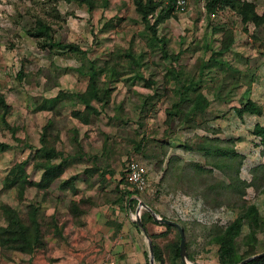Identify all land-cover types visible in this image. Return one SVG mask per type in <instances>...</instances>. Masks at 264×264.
<instances>
[{
	"label": "rangeland",
	"instance_id": "rangeland-1",
	"mask_svg": "<svg viewBox=\"0 0 264 264\" xmlns=\"http://www.w3.org/2000/svg\"><path fill=\"white\" fill-rule=\"evenodd\" d=\"M91 1L92 8L88 12L84 4L74 0H4L0 18V94L8 111L4 116L0 108V144L7 147L0 150V189L9 168L28 157L36 147V135L47 116L35 115L34 106L56 89L65 94L83 93L88 84L87 76L77 74L75 69L85 73L91 66L99 73L96 87L105 94L107 104L92 101L97 114L89 117L90 125L77 134V142L60 140L57 148L64 156H71L78 152L76 144L83 147L85 160L74 165L80 170L93 167L96 158L93 154H97L94 153L97 147L105 142V154L99 156L110 169V182L115 187L105 190L108 185L104 177L100 174L95 177L92 183L99 185L95 188V204L123 202L126 188L123 182L120 184L121 172L124 163L132 158L147 171L148 186L138 196L139 201L157 218L174 222L183 229L185 264H218V247L213 238L250 206L257 212V227L248 229L247 221H242L240 235L235 240L238 254L245 260L264 253V179L260 170L251 173L263 161L258 139L251 135L256 118L246 115L239 124L233 118L234 112L225 113L228 108L224 105L228 101L222 103L224 108L220 109L222 105L217 106L214 100L209 114L195 117L191 125L175 127L176 119L165 122L163 112L164 106L175 102L173 91L181 85L195 87L211 100L216 87L223 83L231 88L235 83L239 86L246 81H261L264 78V23L258 27L243 26L227 10L208 14L204 7L206 0H188L183 14L175 13L160 21L152 33L147 27L153 23L157 12L148 16L145 24L136 13L133 0ZM247 1L254 4L257 15H264V0ZM37 20L50 27V41L73 45L78 52H60L48 48L46 40L28 37L26 33L34 29ZM227 45V51L214 56L225 67L219 71L210 69L203 77L205 70L201 67L213 53ZM87 60L92 61L91 65ZM238 86L234 89L238 90ZM249 94L263 112L264 86ZM233 101L234 105L240 102L236 97ZM60 103L50 112L54 128L60 132L76 131L77 121L69 113L82 107H61ZM259 120L264 123V118ZM217 134L223 141L229 139L233 143L212 142L213 148L233 146L243 159L238 170L244 184L240 198L233 195L215 199L204 187L210 184V178L225 185L229 183L222 172L212 166L222 163L220 159L202 156L196 151L204 144L203 138L215 139L213 136ZM137 146L139 150L135 151ZM28 162L25 168L30 176L27 179L32 182L38 179V174L31 166L33 160ZM35 162L34 166L39 165ZM170 163L185 165L183 173L186 171L189 179L186 165L193 163L210 175L201 176L200 187L198 181L179 185L173 171L165 173ZM225 164L233 170L236 160H227ZM53 176L51 178H55ZM33 193L32 190V198L25 202L40 206ZM46 193L40 191L37 200L45 201ZM19 201L12 190L0 194V204L11 205L22 215L26 204ZM136 208V203L131 205L132 211ZM44 213L41 211L43 218ZM144 213L149 215L140 209L139 219L142 215L144 229L151 235V246L153 243L157 249L158 261L153 264H179L172 255V244L177 242L176 231L165 229L161 224L152 225ZM10 257L0 253L3 261H9ZM47 261L55 264L54 259Z\"/></svg>",
	"mask_w": 264,
	"mask_h": 264
},
{
	"label": "trees",
	"instance_id": "trees-1",
	"mask_svg": "<svg viewBox=\"0 0 264 264\" xmlns=\"http://www.w3.org/2000/svg\"><path fill=\"white\" fill-rule=\"evenodd\" d=\"M68 1V0H67ZM80 4H84L87 7V11L90 12L92 8L91 0H74ZM134 8L136 13L140 16L142 22L147 24V17L152 16L155 12L156 16L153 23L148 26V30L152 33L154 32V27L162 20L169 19L176 12L174 11L173 4L168 2L167 4H163L160 0H133ZM205 10L208 14L215 15L218 14L221 10H227L229 13L233 14L240 21V24L245 26L246 24H251L254 27H258L264 23V15H257L255 12L254 4L251 1L247 0H206ZM178 14V13H177ZM183 14V13H181ZM26 35L33 39H43L46 42H49L48 48L57 49L60 52L67 51L69 53L78 52L77 47L73 45H62L58 42L50 41V27L42 23V21L37 20L35 22L34 29L26 33ZM230 39V40H229ZM228 43L231 44L232 39L229 37ZM228 50V45L222 47L217 53H213V57H209L207 62L202 66L201 69L206 71L210 69L221 70V68L225 67V64L222 61H218L214 59V56L221 55L223 52ZM89 64L92 61L87 60ZM91 65V64H90ZM77 74L82 76H87V87L85 91L81 94H65L61 91H58L57 94L50 99H42L41 102L37 105L36 110H46L52 112L53 108L62 101H69V103H60L61 107H72V106H81L82 110L76 109L70 111V117L75 119L82 125H87L89 123V117L93 114H97L95 108L91 105V102L94 101L99 104H107V99L105 94L101 93L96 87V78L98 76V72L94 67L89 66L86 72H81L79 68L75 69ZM210 72V71H208ZM202 73L199 70V75ZM253 81V80H252ZM251 81V82H252ZM251 82L246 81L242 83L244 85H250ZM202 83V81H200ZM238 84V83H237ZM194 85V84H192ZM200 86V85H199ZM233 86V87H232ZM231 88H227L223 83L220 87H216L217 89L213 93V99H207L201 91H196L195 87L190 85L188 86H179L173 91L174 103L169 106H164L165 112V122L175 120V127L188 124L191 125L194 121V118L208 113L210 103L212 100L217 102V106L222 105L226 101H229L233 96L234 87L238 86L232 84ZM191 88V89H190ZM71 101V102H70ZM144 104H142L143 107ZM0 108L2 109V113L4 116L7 115L8 105L5 103L3 96L0 94ZM182 109H185L184 111ZM182 110V111H181ZM233 112L237 118H241L243 115L247 114L250 116L259 117L262 114V109L255 102H252L246 99L243 102L239 103V106L233 109ZM209 114V113H208ZM215 118V117H214ZM217 118V117H216ZM183 120V121H182ZM53 120L50 118L47 123L38 130L37 133V143L34 149L35 158L40 157L43 160L51 161L52 159L62 158V153L56 149L57 145H59V134L60 131L58 128H54ZM180 124V125H179ZM13 134V130L11 132ZM216 133H219L216 130ZM78 133L73 130L64 131L65 140L67 142L72 141L77 142ZM251 135L258 139V145L260 149V155H264V127L259 124H255L252 127ZM215 139L203 138V143L200 147L196 148L197 152H200L202 156H211L212 158H217L222 161L220 164H212L215 169L220 170L222 174L228 179V185H225L223 182L218 181L214 178H210V184L208 186H204L206 188V192L210 193L215 199L220 198H229V196L235 195L237 198L241 197L243 194L242 188L244 184L240 181L238 177V170L241 166L242 157L239 156L234 150L233 146L228 148H213L210 143L219 142V144L225 143H233V140H222L217 138L216 135L213 136ZM219 139V140H216ZM140 145V144H139ZM78 148V154L74 153L75 158H81L84 153H82V149L79 144H76ZM7 149L5 145L0 144V150ZM105 142L100 149V154H105ZM138 146L135 148V151H138ZM109 155V150H108ZM164 155V154H163ZM236 160V167L233 170H229L228 165L225 164L227 160ZM130 160L134 161V159H129L125 163ZM124 163V166H125ZM26 165V161H22L14 164L9 168V171L6 173L4 179L2 180V186L0 189V194L4 191L12 190L14 193L16 192V196L18 201L21 200L24 206V213L20 215L14 208H11L8 205L0 204V253L5 255H11L12 253H18L21 255L31 256L34 252L42 249L44 247V237L46 234H51L53 237L58 238L60 235V231L56 226V219L54 216L50 217H42L40 206L36 203H27L24 199V193L32 188L31 183L27 180V175L25 174L24 167ZM179 163H170L167 164V168L165 169V173H172V171L177 175V180L179 181V185L181 183L191 184L192 182H199L200 187V178L204 174L210 175V172L203 171L198 164H190L186 165L190 172V179L188 175H186V171L183 173V169H185V165ZM51 168H56L55 165H51ZM183 168V169H182ZM124 167L121 172L120 184L123 182L124 177ZM260 170L263 174L262 179H264V166L259 164L255 166L252 170V175ZM183 173V175H182ZM205 178V177H203ZM184 179V180H183ZM73 178H68L64 181H61L59 184L60 190L69 189ZM205 181H203L204 183ZM124 184V183H123ZM126 188V192L123 193V202L127 206V210L129 213H133L131 209V205L135 204V200H129L132 195H136L134 192L129 191L127 186L124 184ZM182 188V187H181ZM181 190V189H180ZM119 198V197H118ZM19 201V202H21ZM222 202V201H221ZM95 204V200L89 197H83L78 200V202L69 201L66 206L67 214L71 218L72 223L77 226L80 225L81 217L88 212L92 205ZM137 204V203H136ZM148 221L154 224L152 219L149 217L147 213H144ZM141 223L144 226V222L141 218ZM246 220L248 223V229H252L257 227L256 223L258 220V215L253 206L242 210V212L237 215V217L229 223L222 231L217 234L213 238V242L217 245V253H218V264H238L244 257H241L238 254V245L235 242L236 238L240 235L241 223ZM165 229H174L173 227L163 225ZM259 227V226H258ZM181 228V227H180ZM176 231V230H175ZM183 231V229H182ZM151 239V235H149ZM184 236V232H183ZM177 242L172 244V255L175 260L181 264L179 255H178V242L179 237L176 231ZM152 257L153 261H158V255L156 252V247L152 243ZM147 254H145V264H148ZM248 256V255H247ZM246 264H264V257L253 259Z\"/></svg>",
	"mask_w": 264,
	"mask_h": 264
},
{
	"label": "crops",
	"instance_id": "crops-1",
	"mask_svg": "<svg viewBox=\"0 0 264 264\" xmlns=\"http://www.w3.org/2000/svg\"><path fill=\"white\" fill-rule=\"evenodd\" d=\"M260 80L261 81L256 82L253 80L252 83H250V86H238V90H235L233 96L224 105V107L228 108L225 110L226 115L230 110L233 114V109L239 106V103L242 102V99H248L252 102H255L249 93L251 90L253 92L259 86H264V78H261ZM58 91L59 90L56 89L55 93L40 98L39 103L42 99L53 98ZM61 92L64 91L61 90ZM235 97L240 101L238 103L236 101V105H234L235 102L233 101ZM37 105L34 106L35 115L47 116V120L44 124L40 125V129L49 120L50 111L36 110ZM224 107L222 105L220 109ZM246 115L247 114L243 115L241 118H237L233 114V118L236 119L240 124V119L243 122L245 120L244 118H246ZM248 117L256 118V121L253 125L259 124L260 126L264 127V123H261L259 120L264 118V111L259 117L250 115H248ZM89 123L87 125H82L79 122L75 123V129L78 135L79 132H82V128L85 130L84 128L90 125ZM219 135L217 134L216 137L219 138ZM59 139L62 142L66 141L64 131L60 132ZM220 139L223 138L220 137ZM234 139L237 140L238 138L235 137ZM78 140L80 141V139ZM35 143H37V135ZM101 145L102 142L100 143L99 147H97L98 151L94 152L97 154H93L96 156L93 167L89 166L80 170H76V166L74 165H77L81 159L85 160V157L83 156L82 158H75L74 154L71 156H64L62 154L63 159L56 158L52 159L51 161H46L40 157L35 158L33 149L27 155L28 157H24L21 161H18H26V167L28 166V161H31V159L33 160V162L30 163L31 166H33L34 172L38 174V179L36 180L34 178V181H29L32 185V188L24 193V199L32 198L30 197V194L33 190V195L35 196L36 201L40 203V210L45 211L44 216L55 217L56 226L60 231V235L58 238H56L51 234H47L44 237L45 244L42 249L34 252L31 256L12 253L9 261H3L0 258V264H50L47 261L49 259H54L55 264H104L110 261L113 262V264H145V254H147L146 256L148 259L146 241L137 227L131 222L132 218H130L129 214H134L135 210L133 213H129L124 202H99L98 204L92 205L88 212L81 217V223L79 226L72 223L71 218L67 214L66 206L69 201L78 202V200L83 197H89L94 200L95 188L99 185L98 183L93 185L92 181L99 174L104 177L103 179L105 180V184L108 185L105 190H110V188L115 187V184L110 182V169L104 162L105 160L99 156ZM56 149L58 151H62L57 147ZM81 149L85 154L86 152L83 150V147ZM262 160L263 161H261L259 164L264 166V155ZM35 161L38 162L39 165L34 166L33 163ZM51 165H55L56 168H51ZM25 167V174L30 176L27 168ZM52 174L55 178H51ZM68 178H73V181L69 186L70 188L60 190V182ZM54 182L56 185L53 187ZM36 190L47 192L46 198L44 197L45 201H43L44 199L37 200V194H39L40 191L37 192ZM129 200L135 199L130 198ZM136 203L138 205L137 201ZM8 206L13 208L11 205ZM151 224L153 225V223ZM156 224L157 223H154V226Z\"/></svg>",
	"mask_w": 264,
	"mask_h": 264
},
{
	"label": "built area",
	"instance_id": "built-area-1",
	"mask_svg": "<svg viewBox=\"0 0 264 264\" xmlns=\"http://www.w3.org/2000/svg\"><path fill=\"white\" fill-rule=\"evenodd\" d=\"M163 4L171 2L173 4L174 11L178 14L184 13L188 7V0H160ZM4 0H0V18L2 14V5ZM123 183L127 186L129 191L134 192L136 195H132L131 198L140 202L138 196L142 194L147 186V171L146 168L132 160L125 163L124 166ZM130 218H133L134 214H129ZM104 264H113V262H106Z\"/></svg>",
	"mask_w": 264,
	"mask_h": 264
},
{
	"label": "water",
	"instance_id": "water-1",
	"mask_svg": "<svg viewBox=\"0 0 264 264\" xmlns=\"http://www.w3.org/2000/svg\"><path fill=\"white\" fill-rule=\"evenodd\" d=\"M140 209H143L146 212H148L150 217H151V219H152V221L154 223L163 224V225H167V226L175 228V230L178 233V237H179V245H178L179 259H180L181 264H185V260H184V258H185V256H184V236H183V231L180 228V226L177 225L174 222L169 221V220L157 218L148 209V207H146L143 203L138 202L137 208L135 209V213H134V216H133L131 222L137 227V229L140 231V233L143 235V237H144V239L146 241L147 253H148V264H153L152 247H151V243H150L149 237H148V235H147V233H146V231H145L144 227L142 226V224L140 222V219H139V211H140ZM261 256H264V253H261V254L252 256V257H250L248 259L242 260L238 264H246L247 262H249V261H251L253 259L259 258Z\"/></svg>",
	"mask_w": 264,
	"mask_h": 264
}]
</instances>
